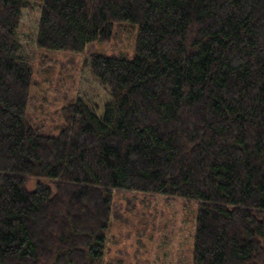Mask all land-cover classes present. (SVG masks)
Returning <instances> with one entry per match:
<instances>
[{"label":"trees","instance_id":"16d2710c","mask_svg":"<svg viewBox=\"0 0 264 264\" xmlns=\"http://www.w3.org/2000/svg\"><path fill=\"white\" fill-rule=\"evenodd\" d=\"M37 1L39 49L134 34V52L90 54L102 111L77 97L47 133L19 37L32 4L0 0V264H107L122 194L195 209L191 264H264V0Z\"/></svg>","mask_w":264,"mask_h":264},{"label":"rangeland","instance_id":"374dc122","mask_svg":"<svg viewBox=\"0 0 264 264\" xmlns=\"http://www.w3.org/2000/svg\"><path fill=\"white\" fill-rule=\"evenodd\" d=\"M30 3L32 8L24 11L19 31L24 53L34 71L29 117L42 125L45 132L57 134L60 112L75 98L87 100L98 114L108 99L109 94L86 68L89 55L104 53L130 59L135 36L119 35L111 43L89 45L77 55L47 52L36 44L40 2ZM194 216L195 209L180 200L138 194L118 196L113 207L107 264H191Z\"/></svg>","mask_w":264,"mask_h":264}]
</instances>
